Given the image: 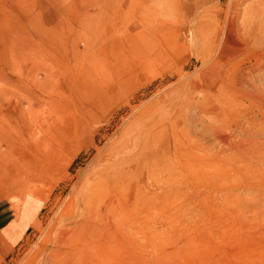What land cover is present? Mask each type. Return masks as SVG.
<instances>
[{
    "label": "rangeland",
    "instance_id": "obj_1",
    "mask_svg": "<svg viewBox=\"0 0 264 264\" xmlns=\"http://www.w3.org/2000/svg\"><path fill=\"white\" fill-rule=\"evenodd\" d=\"M262 7L0 0V264H264Z\"/></svg>",
    "mask_w": 264,
    "mask_h": 264
},
{
    "label": "bare ground",
    "instance_id": "obj_2",
    "mask_svg": "<svg viewBox=\"0 0 264 264\" xmlns=\"http://www.w3.org/2000/svg\"><path fill=\"white\" fill-rule=\"evenodd\" d=\"M114 2V1H113ZM130 2V1H129ZM114 6V5H113ZM129 8H130V6H129ZM127 9V8H126ZM259 9V8H258ZM261 12H263V14L262 15H260V16H262V18H261V20H259V22L260 23H252V25H250V24H247V22H244V24H243V29L241 30V32L243 31L244 32V36L247 38V37H249L250 39H252L253 40V46L255 47V48H263L262 50L264 51V7H262V9L260 10ZM125 13V12H124ZM255 18V17H254ZM257 18V17H256ZM259 18V17H258ZM254 20H256V19H254ZM235 23V22H234ZM230 29V32L232 33V40H234L235 39V42H236V44L239 42L238 41V38L240 37V29L237 27V26H235V25H233V23L231 22V24H230V27H229ZM229 30H228V32H229ZM227 31V30H226ZM238 36V38H237V40H236V37ZM227 38V37H226ZM241 38V37H240ZM103 41V40H102ZM244 41V43L245 44H247L246 43V41H249V40H243ZM234 42V43H235ZM243 43V44H244ZM239 44H241V43H239ZM251 44V43H250ZM246 47H248V46H246ZM245 47V48H246ZM250 49V48H249ZM245 51V50H244ZM245 79V78H244ZM243 79V80H244ZM249 79V78H248ZM243 82V81H242ZM261 86V85H260ZM244 87V86H243ZM264 87V86H263ZM248 96V95H247ZM263 99V98H262ZM258 101V100H257Z\"/></svg>",
    "mask_w": 264,
    "mask_h": 264
}]
</instances>
